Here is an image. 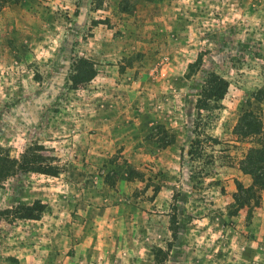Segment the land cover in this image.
<instances>
[{
    "label": "rangeland",
    "instance_id": "374dc122",
    "mask_svg": "<svg viewBox=\"0 0 264 264\" xmlns=\"http://www.w3.org/2000/svg\"><path fill=\"white\" fill-rule=\"evenodd\" d=\"M75 53L96 75L71 88ZM198 53L202 63L186 78ZM210 72L229 90L198 114ZM246 111L264 117V0L5 5L0 156L13 166L0 177V210L34 199L47 209L38 220L0 219V264H160L154 249L168 244L163 264H264V249L241 248L264 233L263 190L243 208L233 196L236 181L251 183L239 161L257 146L256 135L236 134ZM105 132L113 140L102 156ZM28 147L58 175L30 171Z\"/></svg>",
    "mask_w": 264,
    "mask_h": 264
},
{
    "label": "trees",
    "instance_id": "16d2710c",
    "mask_svg": "<svg viewBox=\"0 0 264 264\" xmlns=\"http://www.w3.org/2000/svg\"><path fill=\"white\" fill-rule=\"evenodd\" d=\"M18 0H0V9L5 5L11 3H17ZM97 23L93 20V25ZM69 57V68L70 76L69 82L71 88H76L79 85H83L91 81L96 75V69L94 67V62L82 54H68ZM202 53H198L195 59L188 63L187 72L185 74L186 78H189L196 70L200 67L202 63ZM35 79H40L38 75ZM229 90V82L219 76L214 72L207 74L205 81L199 93V98L196 102V110L198 114L201 110H208L218 107V102L223 100ZM240 125H244L240 128L236 134L240 136H257V146L250 147L244 154V157L239 161V168L244 173L250 176L251 183L244 187L240 182L236 181L237 192L234 193V202L237 208H243L249 206L250 200L254 199L256 191L260 192L264 190V117L258 113H253L252 111L243 112L240 118ZM187 136L185 138V145L183 146L184 155L188 156V159H193L195 148V143H199L198 133ZM210 140L217 143V138L209 137ZM26 156L24 160L28 164V169L30 171H35L50 176H57L59 169L57 166L51 164H42L41 156L35 152L34 147H28L25 152ZM12 160L8 157L0 156V177L8 175L10 169L12 168ZM239 192H243L245 195L243 198L239 196ZM260 194L256 196L255 206H259ZM47 203L43 202L41 199H34L29 204H17L12 207H7L0 210V219H8L10 215L15 219L20 220H38L41 215L46 211ZM175 238V233L173 234ZM170 245L168 244L167 249L157 247L154 249V255L159 258L160 264H163L164 260L167 258Z\"/></svg>",
    "mask_w": 264,
    "mask_h": 264
},
{
    "label": "crops",
    "instance_id": "0c3cea01",
    "mask_svg": "<svg viewBox=\"0 0 264 264\" xmlns=\"http://www.w3.org/2000/svg\"><path fill=\"white\" fill-rule=\"evenodd\" d=\"M107 127L108 126L105 125L104 129ZM99 140H100V152H98V154L102 156L107 155L106 151L104 150V147L107 145V143L113 140V137L110 134H108V132H105V134H102L100 136ZM261 206H262L263 213H264V190L262 192ZM223 245L225 248L229 247V249L230 248L234 249V242L227 237L225 238ZM251 247H254V252H256L257 254L259 253V249H262V250L264 249V233L258 232L254 239L245 241L244 244H241V248H244L246 250H249V248ZM236 249H237V246H236Z\"/></svg>",
    "mask_w": 264,
    "mask_h": 264
}]
</instances>
